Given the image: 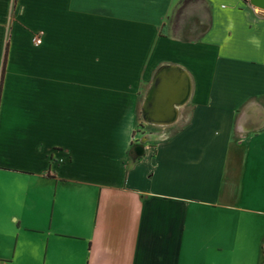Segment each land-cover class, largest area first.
<instances>
[{"label": "crops", "instance_id": "1", "mask_svg": "<svg viewBox=\"0 0 264 264\" xmlns=\"http://www.w3.org/2000/svg\"><path fill=\"white\" fill-rule=\"evenodd\" d=\"M178 1L0 0L1 264H264V13Z\"/></svg>", "mask_w": 264, "mask_h": 264}, {"label": "water", "instance_id": "2", "mask_svg": "<svg viewBox=\"0 0 264 264\" xmlns=\"http://www.w3.org/2000/svg\"><path fill=\"white\" fill-rule=\"evenodd\" d=\"M247 1L250 6L264 11V0ZM188 93V82L181 72L170 68L161 70L155 76L143 103L146 122L156 125L173 123L176 117L175 107L187 101Z\"/></svg>", "mask_w": 264, "mask_h": 264}, {"label": "rangeland", "instance_id": "3", "mask_svg": "<svg viewBox=\"0 0 264 264\" xmlns=\"http://www.w3.org/2000/svg\"><path fill=\"white\" fill-rule=\"evenodd\" d=\"M247 4L248 1L244 0ZM196 0H180L176 3L174 6L171 14L166 18L164 24H163V30H165L166 33H174L176 31V28L179 26V24H182L185 20V18H179V12H181L184 9L189 8V3H196ZM145 126V124L140 123V126L137 128L136 133L142 132L141 129ZM150 131V130H149ZM152 132V130L150 131ZM144 134V133H143ZM161 136L159 133L155 134H149V137L157 138Z\"/></svg>", "mask_w": 264, "mask_h": 264}, {"label": "built area", "instance_id": "4", "mask_svg": "<svg viewBox=\"0 0 264 264\" xmlns=\"http://www.w3.org/2000/svg\"><path fill=\"white\" fill-rule=\"evenodd\" d=\"M250 6V5H249ZM254 11H256V12H262V13H264V11L263 10H260V9H257V8H255V7H252V6H250ZM35 43L36 44H40V38H37L36 40H35ZM1 264V263H0Z\"/></svg>", "mask_w": 264, "mask_h": 264}, {"label": "trees", "instance_id": "5", "mask_svg": "<svg viewBox=\"0 0 264 264\" xmlns=\"http://www.w3.org/2000/svg\"><path fill=\"white\" fill-rule=\"evenodd\" d=\"M6 59H7V50L5 51L4 60H3V71H4V66H5V63H6Z\"/></svg>", "mask_w": 264, "mask_h": 264}, {"label": "bare ground", "instance_id": "6", "mask_svg": "<svg viewBox=\"0 0 264 264\" xmlns=\"http://www.w3.org/2000/svg\"><path fill=\"white\" fill-rule=\"evenodd\" d=\"M156 122V121H155ZM156 123H159V122H156Z\"/></svg>", "mask_w": 264, "mask_h": 264}]
</instances>
